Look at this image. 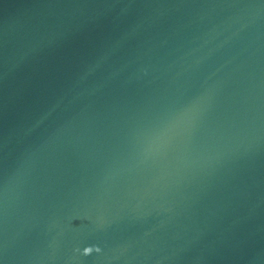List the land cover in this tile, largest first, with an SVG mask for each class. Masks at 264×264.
Here are the masks:
<instances>
[{
	"label": "water",
	"instance_id": "95a60500",
	"mask_svg": "<svg viewBox=\"0 0 264 264\" xmlns=\"http://www.w3.org/2000/svg\"><path fill=\"white\" fill-rule=\"evenodd\" d=\"M0 264H264V0H0Z\"/></svg>",
	"mask_w": 264,
	"mask_h": 264
}]
</instances>
